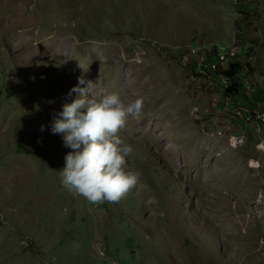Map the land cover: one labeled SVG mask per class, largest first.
I'll list each match as a JSON object with an SVG mask.
<instances>
[{
	"label": "rangeland",
	"instance_id": "obj_1",
	"mask_svg": "<svg viewBox=\"0 0 264 264\" xmlns=\"http://www.w3.org/2000/svg\"><path fill=\"white\" fill-rule=\"evenodd\" d=\"M210 47L237 56L218 75ZM235 76L264 101V0H0V264H264L263 115ZM78 77L153 116L117 130L146 187L116 201L60 183L49 127Z\"/></svg>",
	"mask_w": 264,
	"mask_h": 264
},
{
	"label": "clouds",
	"instance_id": "obj_2",
	"mask_svg": "<svg viewBox=\"0 0 264 264\" xmlns=\"http://www.w3.org/2000/svg\"><path fill=\"white\" fill-rule=\"evenodd\" d=\"M89 81L78 77L65 93L71 99L62 102L51 120L49 130L60 134L69 149L57 171L61 185L87 201H116L131 188L146 187L139 169L124 167L132 149L116 134L129 115L140 112L142 99L124 102L116 91L93 92ZM148 202H155V197H148Z\"/></svg>",
	"mask_w": 264,
	"mask_h": 264
},
{
	"label": "trees",
	"instance_id": "obj_3",
	"mask_svg": "<svg viewBox=\"0 0 264 264\" xmlns=\"http://www.w3.org/2000/svg\"><path fill=\"white\" fill-rule=\"evenodd\" d=\"M249 49L250 48H245V49H242V51L244 53H249L248 52ZM178 55L182 56L181 53H179ZM215 55H216V49H213L212 47H210V50H207L206 57H205L206 59L209 60L208 63L213 60ZM236 57H237L236 55H233V56H230L229 58L225 59L224 61L226 62V61H229L230 59H236ZM249 57L253 58V56H251V55H249ZM208 63L203 61V63L199 66V68L203 69L204 71H208V72L212 73V75H218L217 67H220L221 65L217 66L216 68L215 67L211 68L208 65ZM254 63H256V62H254ZM217 64H219V63H217ZM192 69L194 72H196L194 70L195 67H192ZM230 84H231L230 86H227V90H228V92L230 91V89L233 90V99L235 101V104L242 111H244L245 109H249V108L252 109L253 106L258 107L259 111L264 110V103H263L264 101H262V99H259V98L253 99L250 96V90H249L250 84L243 83L237 76L232 78V80L230 81ZM221 85L226 87V85H224V84H221ZM224 95L226 96V94H224ZM262 96L264 98V90L262 92ZM254 113L255 112H253V114ZM257 117H258L257 118L258 124L260 125V127L262 129V133L264 134V119L260 117V112H258Z\"/></svg>",
	"mask_w": 264,
	"mask_h": 264
},
{
	"label": "bare ground",
	"instance_id": "obj_4",
	"mask_svg": "<svg viewBox=\"0 0 264 264\" xmlns=\"http://www.w3.org/2000/svg\"><path fill=\"white\" fill-rule=\"evenodd\" d=\"M220 57H221V55H220ZM118 94L120 95L121 99L124 102H127L128 100L132 99V97H129L128 99H125L123 97V93L121 91H119ZM124 125L128 126L132 132H142L143 131V126H145L144 125V117L139 115V114H137L136 116H131L130 115V117L128 119H126V122H125ZM152 130H153V116L150 118V121H148V128L146 130H144V131L148 132L149 133L148 135L152 136V134H151ZM152 138H154V137H152ZM155 139H157V138H155ZM233 146H235V145H233ZM195 160L196 159H195L194 155L193 156H190V155L184 156V160L182 161L183 166H181V167L183 169H185L186 173H189L190 172V167H191L190 164H194L193 170H194L195 175L198 176V174L201 172L202 166L201 165H197L195 163Z\"/></svg>",
	"mask_w": 264,
	"mask_h": 264
},
{
	"label": "built area",
	"instance_id": "obj_5",
	"mask_svg": "<svg viewBox=\"0 0 264 264\" xmlns=\"http://www.w3.org/2000/svg\"><path fill=\"white\" fill-rule=\"evenodd\" d=\"M191 51V50H190ZM224 61V55H221V62L220 64H213L212 61L208 63V65L212 68V67H217L219 65H221V63ZM200 66V65H199ZM262 114H264V110L262 111ZM263 119H264V115H263Z\"/></svg>",
	"mask_w": 264,
	"mask_h": 264
}]
</instances>
